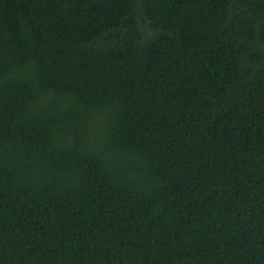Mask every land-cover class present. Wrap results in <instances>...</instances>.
I'll list each match as a JSON object with an SVG mask.
<instances>
[{"label":"trees","instance_id":"1","mask_svg":"<svg viewBox=\"0 0 264 264\" xmlns=\"http://www.w3.org/2000/svg\"><path fill=\"white\" fill-rule=\"evenodd\" d=\"M0 264H264V0H0Z\"/></svg>","mask_w":264,"mask_h":264}]
</instances>
